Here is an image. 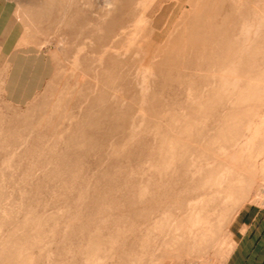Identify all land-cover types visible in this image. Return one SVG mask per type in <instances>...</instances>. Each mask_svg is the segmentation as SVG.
<instances>
[{
  "label": "rangeland",
  "instance_id": "obj_1",
  "mask_svg": "<svg viewBox=\"0 0 264 264\" xmlns=\"http://www.w3.org/2000/svg\"><path fill=\"white\" fill-rule=\"evenodd\" d=\"M138 1L152 29L117 39L103 36L104 0H0V264H225L231 227L264 211V0H244L225 22L250 55L223 89L216 72L196 68L203 59L186 51L179 70L157 54L184 29L192 4ZM144 48L156 54L147 70ZM247 93L263 97L252 110ZM213 161L233 170L223 181L237 180L232 198L202 207L205 237L182 227L173 236L189 175ZM186 162L195 166L184 176ZM89 242L98 245L91 263Z\"/></svg>",
  "mask_w": 264,
  "mask_h": 264
},
{
  "label": "bare ground",
  "instance_id": "obj_2",
  "mask_svg": "<svg viewBox=\"0 0 264 264\" xmlns=\"http://www.w3.org/2000/svg\"><path fill=\"white\" fill-rule=\"evenodd\" d=\"M261 1V0H260ZM188 2H190L193 6V8L195 9V11L193 12V14L191 15L190 18H188L183 24H182V27L184 29H182L181 31H183V33H181V31H179L180 33L177 34L176 36H174V40L171 42V44H166V47L165 49L163 50H160L158 53H162L164 54L163 57H164V62L163 64H174V65H177V63H179L178 65H180V61L177 62V59H181L180 55H185L184 53L187 51L189 53V55H193L196 59H197V63H198V58L199 60L203 59V62L202 63H198L197 65L199 66H196L197 67H202L203 65L205 67H207L208 70H210V72H216L217 73V79H218V84L220 85L219 86V89H223L225 87V85L229 82H230V78H231V75H234L237 73V68L239 67L240 68V65L244 62H248V60L246 59L247 57H249L247 54L246 56H243L242 54H240V48L239 46L237 45V41L235 39H233L234 35L232 34V30H230V28L226 27L228 25V23L225 25V22H227L226 20H228L229 22V19L233 18L234 16H236L237 14L239 15V12H241V10H244L245 9V2L244 0H188ZM251 2V0H250ZM258 2V1H257ZM263 2V1H262ZM260 2V3H262ZM254 3V2H253ZM256 3V2H255ZM189 4V3H188ZM141 5V2L138 1V0H104V6H105V11H106V17L107 19H105V21L102 23V31H103V36L105 35V37H113V38H117V39H120V38H123V37H129V39H133L135 38V35L136 33L138 32L139 28L141 26H144V27H149L150 30L152 29V19H148L146 16H145V8H146V5L145 7L142 6V8L140 7ZM255 5V4H254ZM258 5V4H257ZM261 5V4H260ZM264 5V4H263ZM256 7V5H255ZM264 7V6H263ZM262 7V9H263ZM249 8V7H248ZM251 9V8H250ZM256 8H254L253 10L255 11ZM189 10V9H188ZM257 10V9H256ZM190 11H191V8H190ZM189 11V12H190ZM261 12V11H260ZM236 13V14H235ZM245 15H243L244 19H243V27H246L247 25L244 26V24L247 22H249L250 18H248V13L247 12H243ZM247 13V14H246ZM251 13V12H250ZM242 14V13H241ZM264 14V12H263ZM261 15V13H260ZM260 15H257V16H260ZM255 16V15H254ZM240 17V16H239ZM236 18V17H235ZM264 18V16H263ZM237 19V18H236ZM240 19V18H238ZM249 20V21H248ZM264 20V19H263ZM239 21V20H238ZM238 21L236 23H238ZM252 22V21H251ZM99 23V22H98ZM97 23V24H98ZM101 23V22H100ZM99 23V24H100ZM235 23V24H236ZM234 24V25H235ZM249 24V23H248ZM252 25V23L250 24ZM241 26V25H240ZM256 26V25H255ZM249 28V27H248ZM256 28V27H255ZM258 28V26H257ZM256 28V29H257ZM263 28V27H262ZM235 29V27H234ZM240 29V28H239ZM261 30V28H258ZM250 30V29H249ZM252 30V29H251ZM254 30V29H253ZM235 31V30H234ZM247 31V30H246ZM255 31V30H254ZM252 31V33L254 32ZM236 33H238L237 31H235ZM241 32V30H240ZM257 32V31H256ZM264 32V31H263ZM255 34V32H254ZM261 33H259L258 35L260 36ZM170 35V34H169ZM247 34H245L246 36ZM253 35V34H252ZM264 35V34H261V36ZM239 36V35H238ZM242 36V34L240 35ZM243 36H244V33H243ZM244 36V37H245ZM236 37V36H235ZM249 38V36H247ZM169 38V37H168ZM251 38V36H250ZM253 39V38H252ZM263 39V38H262ZM241 40V39H240ZM251 41V39H250ZM263 41V40H262ZM118 42V41H117ZM170 42V41H169ZM257 44H258V41H256ZM247 45V44H246ZM245 45V46H246ZM241 47V46H240ZM264 48V46H263ZM149 50V52H148ZM251 50V49H250ZM262 50V49H261ZM255 52V51H254ZM262 52V51H261ZM264 52V51H263ZM187 53V55H188ZM246 53V52H245ZM248 53V52H247ZM256 54V53H254ZM115 55V54H114ZM159 55V54H158ZM188 55V56H189ZM252 55V54H251ZM156 56L155 55H152L151 52H150V48H144V51H143V68L145 70H147V68H151L152 66H155V62L153 63L152 59L153 57ZM253 56V55H252ZM112 58H114V60L116 59L115 57H113L111 55ZM159 58H161L162 56H157ZM180 57V58H178ZM185 57V56H182V58ZM155 58V57H154ZM186 58V57H185ZM184 58V59H185ZM251 58V57H250ZM162 59V58H161ZM191 59V58H190ZM159 60V59H158ZM187 60V58H186ZM186 60L185 63H186ZM160 61V60H159ZM188 61V60H187ZM193 61V60H192ZM162 62V61H161ZM201 62V61H200ZM151 63H153L154 65H152ZM160 63V62H159ZM158 62H156V64L158 65L159 64ZM184 63V64H185ZM188 63V62H187ZM190 63V62H189ZM170 64V66H171ZM192 64V63H191ZM152 65V66H151ZM156 65V66H157ZM177 65V66H178ZM189 65V64H188ZM164 66V65H163ZM182 66H187V65H182ZM159 67V66H158ZM176 67V66H175ZM175 67H174V70H175ZM181 66H178L179 70H182V68L180 69ZM185 67H183L184 71H185ZM242 67V66H241ZM244 67V66H243ZM242 67V68H243ZM248 67V66H247ZM161 69L164 70V68H162V66L160 67ZM166 68V67H165ZM171 68V67H170ZM188 68H191V67H188ZM195 68V67H194ZM195 68V70H196ZM203 68V67H202ZM249 68V67H248ZM157 69V68H156ZM154 69V70H156ZM159 69V68H158ZM167 69V68H166ZM172 69H173V66H172ZM201 69V68H200ZM205 69V68H204ZM199 70V69H197ZM203 70V69H202ZM162 71V70H161ZM177 71V70H176ZM188 71V70H186ZM185 71V72H186ZM190 71H193L190 69ZM146 72V71H145ZM174 72V71H173ZM181 72V71H180ZM198 71H196L197 73ZM203 72V71H202ZM167 73H169L167 71ZM172 73V72H170ZM169 73V74H170ZM177 73V72H175ZM179 73V72H178ZM181 73H184V72H181ZM200 73V71H199ZM206 73V72H204ZM209 73V72H208ZM245 73V72H244ZM262 73V72H261ZM182 75V74H181ZM190 75V74H188ZM194 75V74H192ZM192 75L191 76V80L193 79L192 78ZM203 75V74H201ZM200 75V76H201ZM196 77L198 76V74L195 75ZM194 76V77H195ZM262 76V75H261ZM189 77V76H187ZM185 77V78H187ZM204 77V76H203ZM206 77V75H205ZM212 77V76H211ZM210 77V78H211ZM177 78V77H176ZM208 78V77H207ZM213 78V77H212ZM260 78V77H259ZM262 78V77H261ZM195 79V78H194ZM199 79V78H198ZM204 79V78H203ZM234 79V78H233ZM183 80V79H182ZM181 80V81H182ZM190 80V81H191ZM201 80V79H200ZM199 80V81H200ZM214 80V79H213ZM238 80V79H237ZM184 81V80H183ZM197 82V80H195ZM206 81V80H205ZM208 81V79H207ZM187 82V81H186ZM193 82V80L191 81ZM203 82V81H202ZM215 82V81H214ZM236 82V81H235ZM194 84V83H193ZM201 84V83H200ZM213 84V83H212ZM211 84V85H212ZM217 84V83H216ZM217 84V85H218ZM232 84V83H231ZM230 84V85H231ZM247 84V83H246ZM250 84V83H249ZM197 85V84H196ZM235 85V84H234ZM258 85V84H257ZM260 85V84H259ZM206 86V85H204ZM216 86V85H215ZM249 86V85H248ZM212 87V86H211ZM246 87V85H245ZM254 88V87H253ZM252 88V89H253ZM210 89V88H209ZM244 93V92H242ZM259 93V92H258ZM261 95V94H260ZM233 96V95H232ZM261 96H264V95H261ZM197 97V96H196ZM218 97V95L216 96ZM228 97V96H227ZM231 97V96H230ZM245 98H250L252 99V102H249L248 105H246V109L247 110H252V108L254 109V102H259L263 97H260L259 95L256 97L254 94L252 95H249L248 93L246 95H244ZM222 98V96H221ZM230 100V99H229ZM250 100V99H249ZM248 100V101H249ZM232 101V100H231ZM236 101H238L236 99ZM234 100V103L236 102ZM233 103V102H231ZM230 103V104H231ZM228 106V105H227ZM231 108V107H230ZM243 109V108H242ZM257 109V108H256ZM259 112V108L257 110V113ZM237 113V112H236ZM214 114V113H213ZM235 115V113H234ZM227 118L228 115L226 114ZM243 117V116H242ZM241 117V118H242ZM226 119V118H225ZM224 119V121H225ZM251 120V118H249ZM222 121V120H220ZM222 121V122H224ZM228 121H231L230 119ZM247 124L245 125V130L247 131H250L251 129V125H253L252 121H249L247 120ZM261 122H263V120H261ZM230 123V122H228ZM260 123V122H259ZM257 124V123H256ZM255 124V125H256ZM233 125V124H232ZM235 125V124H234ZM233 125V126H234ZM227 128V127H226ZM253 128L255 129V126L252 127V130ZM230 130V128H228ZM258 129H261V128H258ZM256 129V130H258ZM255 131V130H253ZM253 131H252V136H254L255 138H257L256 133L253 134ZM262 132L264 130H261ZM260 130L258 131L257 135L259 134V132H261ZM247 134V132H246ZM262 134V133H261ZM250 136V135H249ZM251 136V138H252ZM259 136V135H258ZM262 137V136H261ZM247 138L249 139V137L247 136ZM255 138H253L255 140ZM246 139V138H245ZM247 139V141H248ZM253 139H249L251 141V143H254L256 144V140L254 142H252ZM166 140V139H165ZM162 143H164V140L162 139ZM236 141V139H235ZM244 141V140H243ZM246 141V142H247ZM249 141V142H250ZM166 142L168 143V141L166 140ZM174 142V141H173ZM176 142V140H175ZM174 142V143H175ZM186 142V141H185ZM239 142V141H238ZM245 142V141H244ZM243 143V144H247V143ZM264 142V141H263ZM166 143V144H167ZM170 143V146L173 145L174 143H171V141L169 142ZM182 143V141L180 142ZM237 143V142H235ZM176 145L178 143H175ZM164 145V144H163ZM161 144V146H163ZM168 147H169V144H167ZM184 145V144H182ZM248 145H252V144H249ZM247 145V146H248ZM264 145V144H263ZM175 146V145H174ZM167 147V149L169 150V159H173L172 157L174 156V154L171 152L173 149V147ZM254 146V144H253ZM256 146H260L259 144L256 145ZM166 147V145H165ZM163 147V148H165ZM180 147V146H179ZM178 147V148H179ZM189 147V146H188ZM245 147V148H244ZM252 147V146H251ZM264 147V146H263ZM181 148V147H180ZM248 148V151H250L249 147ZM257 148V147H256ZM262 148V147H261ZM222 150V147L220 148ZM244 151L246 149V146H243L242 148ZM254 149V148H253ZM260 149V147L258 148ZM160 150V149H159ZM164 150V149H162ZM161 150V152H162ZM166 150L165 148V151H168ZM256 150V149H254ZM213 151V150H212ZM245 151V152H246ZM252 151V150H251ZM261 152L260 153H263L262 151L263 150H260ZM160 152V151H159ZM209 152V151H208ZM223 152V151H222ZM253 152V151H252ZM162 153H165V152H162ZM161 153V154H162ZM168 153V152H166ZM165 153V154H166ZM183 153V152H182ZM185 153V152H184ZM215 153V151H214ZM217 153V152H216ZM244 154V152H242ZM254 153V152H253ZM165 154H162L163 156ZM249 154V153H248ZM257 154H259V152H257ZM255 154V155H257ZM264 154V153H263ZM209 155V154H208ZM247 155V154H246ZM161 156V155H160ZM258 156V155H257ZM162 157V156H161ZM166 157V156H165ZM217 157V156H216ZM248 157V155H247ZM259 157V156H258ZM168 158V156L166 157ZM251 158V156L248 157V159ZM262 158V157H261ZM163 160V158H161ZM169 159H168V162H169ZM223 159V158H222ZM165 161V160H164ZM163 161V164L164 165H168V162H167V159H166V163ZM253 161V160H252ZM170 163H171V160H170ZM193 163V162H192ZM191 162L189 163H185L186 165L184 166V169L183 171H185L184 173V176L186 174H188V171H189V167L193 166ZM264 163V162H263ZM191 165V166H190ZM195 166V165H194ZM193 166V167H194ZM197 166V165H196ZM199 166H197L198 168ZM175 168V167H174ZM183 168V167H182ZM252 168V167H251ZM246 169V168H245ZM190 170H192V167L190 168ZM193 171L195 172H192L191 173V177L189 175V179L191 178V182H193L190 186H186L183 191H186V195L185 197L181 198L182 200L180 199H177L176 201V204H175V207H179V208H183L184 207L186 208V212L182 211V215L179 219V221L176 222V224L174 225L175 227H178V229H176L177 231L173 234V236L175 235H178L179 237V231H182V230H186L184 233H186L184 236H191L193 234V236H198L200 234V232L202 231L199 226V224L202 223V221L204 220V216H202V207L205 205V204H208V202H213L212 200L215 199V197H221V199H225L224 201H226V198L228 199V196L231 194V198H232V193L230 192V188L229 186L232 187V185H230L231 183L237 181V180H233V182L230 183L229 181V184L226 183V182H223L225 180V175L226 173L228 172H233V170L229 167H222V165H219L218 162H207L206 166H200L198 170H194L193 168ZM198 176H196V175ZM235 176V175H234ZM236 177V176H235ZM188 179V178H187ZM227 179V178H226ZM240 182L238 183H241L242 180H239ZM223 183L225 184V186H221L223 185ZM228 184V186H227ZM250 185V184H249ZM183 186V185H182ZM247 186V185H246ZM172 187V186H171ZM180 187V186H179ZM144 191H145V188H143ZM231 189L234 190V188L232 187ZM240 189V188H239ZM172 190V189H171ZM174 190V188H173ZM180 190V188H179ZM142 191V190H141ZM176 192V190H175ZM178 189H177V193H178ZM184 193V192H183ZM234 193V192H233ZM173 195V194H172ZM178 195V194H177ZM234 196V194H233ZM180 197V196H179ZM229 198V199H231ZM220 200V198H219ZM223 201V202H224ZM220 202V201H219ZM210 205V204H209ZM208 205V206H209ZM175 208V209H178V208ZM205 207V206H204ZM206 209V208H205ZM178 210H182V209H178ZM172 211V210H171ZM170 211V212H171ZM169 212V213H170ZM203 212H206V210L204 211V208H203ZM167 213V212H165ZM164 213V214H165ZM172 215H173V212H171ZM170 213V214H171ZM162 214V216L164 215ZM168 214V213H167ZM165 214L166 216H169V214L167 215ZM164 215V216H165ZM176 215V214H175ZM171 216V215H170ZM173 221L175 217L174 215L171 216ZM176 217H180V214L179 216H176ZM175 217V218H176ZM163 218V217H162ZM160 218V221H161V224L163 223L162 220L165 222L164 219ZM166 218L168 221L170 218H167V217H164ZM162 219V220H161ZM207 219V218H206ZM206 219L204 221V224L206 223ZM159 220V219H157ZM178 220V219H177ZM159 222V221H158ZM168 222H171V221H168ZM155 223V222H154ZM160 223V222H159ZM172 223V222H171ZM157 224V221L156 223ZM164 224V223H163ZM166 224V222H165ZM163 225V226H166V225ZM174 224V223H173ZM172 224V225H173ZM156 227H159V224L158 226L155 225ZM162 226V227H163ZM171 226V225H170ZM185 226V227H184ZM201 226V225H200ZM203 226V225H202ZM201 226V227H202ZM182 227V230L181 228ZM184 227V228H183ZM180 228V229H179ZM205 227H203L202 229H204ZM174 229V228H173ZM173 229H170V230H173ZM207 230V229H206ZM204 231V230H203ZM202 231V232H203ZM174 231H170V238L173 237L172 236V233ZM178 233V234H177ZM182 232H180L181 234ZM183 233V234H184ZM205 234V232H204ZM202 235L203 237H205V235H203L202 233L200 234ZM183 236V235H182ZM183 236V237H184ZM177 237V236H176ZM175 237V238H176ZM201 237V236H200ZM202 237V238H203ZM180 238H181V235H180ZM185 238H190V237H185ZM193 238V237H192ZM173 239V238H172ZM92 240V239H91ZM90 240V242H91ZM179 240V239H178ZM89 242V243H90ZM96 243V242H95ZM98 244V243H97ZM90 245V246H89ZM88 246L89 248H87V245H86V249L87 251L90 252L89 256L88 253H85L86 255L89 256V259H90V263L92 262L91 258L96 255V251H97V248L96 246L98 245H94L92 246V244L90 243ZM85 248H84V252H85ZM86 251V252H87ZM91 257V258H90ZM87 258V257H86ZM93 258V260L95 261V259ZM88 259V258H87ZM86 259V260H87ZM89 261V260H88ZM87 263V261H86Z\"/></svg>",
  "mask_w": 264,
  "mask_h": 264
},
{
  "label": "crops",
  "instance_id": "obj_3",
  "mask_svg": "<svg viewBox=\"0 0 264 264\" xmlns=\"http://www.w3.org/2000/svg\"><path fill=\"white\" fill-rule=\"evenodd\" d=\"M244 217V224L231 227L233 248L225 264H264V211L251 210ZM241 225L249 227L245 237L240 235Z\"/></svg>",
  "mask_w": 264,
  "mask_h": 264
},
{
  "label": "clouds",
  "instance_id": "obj_4",
  "mask_svg": "<svg viewBox=\"0 0 264 264\" xmlns=\"http://www.w3.org/2000/svg\"><path fill=\"white\" fill-rule=\"evenodd\" d=\"M249 231V227L247 225H241V227L239 228V232L241 237H245L248 234ZM234 238V237H233ZM238 243L236 244V247H238Z\"/></svg>",
  "mask_w": 264,
  "mask_h": 264
}]
</instances>
